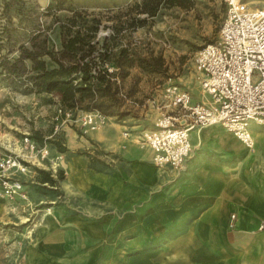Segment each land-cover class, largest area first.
<instances>
[{"label": "crops", "instance_id": "0c3cea01", "mask_svg": "<svg viewBox=\"0 0 264 264\" xmlns=\"http://www.w3.org/2000/svg\"><path fill=\"white\" fill-rule=\"evenodd\" d=\"M193 97L209 98L203 88L202 98ZM148 124L143 114L113 117L75 138L61 165L62 203L55 190L38 197L55 205L26 244V264H264V161L257 152L211 125L190 132L193 150L183 167L161 165L139 137ZM215 128L226 131L229 155L211 150ZM10 209L0 202L1 219H10Z\"/></svg>", "mask_w": 264, "mask_h": 264}, {"label": "rangeland", "instance_id": "374dc122", "mask_svg": "<svg viewBox=\"0 0 264 264\" xmlns=\"http://www.w3.org/2000/svg\"><path fill=\"white\" fill-rule=\"evenodd\" d=\"M244 1L253 6H264V0ZM132 2L74 0L72 8H86L102 18L97 39L103 42L104 37L112 32L111 24L116 22L114 16ZM49 3L50 0H25L23 14L19 15L18 10L13 8L14 17L10 22L4 15V0H0V62L3 56H18L20 45L31 46L29 38L33 35L35 22H40L38 27L49 35L54 43L50 45L60 48V21L54 14L47 13ZM226 12L227 0H194L190 8L163 6L156 15L148 18L145 25L125 31L122 43L136 53L152 58L159 56L161 69L148 71L139 65L130 68L123 81L125 92L122 95L126 99L124 114L109 115L107 120L114 117L123 121L143 114L149 120L145 128H154L161 111L154 106L152 98L170 81L188 87L195 97L202 98L201 77L196 69L195 56L205 44L218 39ZM72 13L73 9H60L58 18ZM35 18L36 21L33 20ZM6 26L12 29L9 37L3 33ZM27 63L30 64V61ZM25 82L26 79L19 75L0 73V157H11L16 161L3 171L16 192L11 194L0 188V202L9 203L11 208L9 220L0 217V264H26L29 251L26 244L33 241L39 220L51 215L55 205L50 199L40 201L38 197L55 190L57 202L62 203L63 197L57 187L64 154L80 134L87 135L98 129L82 123L87 111L66 108L57 94L30 91ZM251 127L253 132H262V136H259L257 145L248 149L256 151L264 161V127L255 123ZM224 132L215 128L210 136L214 147L211 150L223 156L229 155L224 147L227 140L221 138ZM43 149L46 150L45 156L41 154ZM236 150L240 151L238 155H247L241 147ZM50 177L55 181H48Z\"/></svg>", "mask_w": 264, "mask_h": 264}, {"label": "built area", "instance_id": "2783aa9c", "mask_svg": "<svg viewBox=\"0 0 264 264\" xmlns=\"http://www.w3.org/2000/svg\"><path fill=\"white\" fill-rule=\"evenodd\" d=\"M195 65L209 98L195 100L186 86L174 81L152 98L161 115L156 126L142 129L139 137L153 149L158 164L183 167L193 150L190 132L211 125H220L248 147L254 146L252 124L264 127V6L227 0L219 37L198 50ZM108 117L90 111L82 123L96 129ZM45 151L41 150L42 156ZM15 162L0 157V188L11 194L16 190L3 171ZM237 218L232 212L230 226Z\"/></svg>", "mask_w": 264, "mask_h": 264}, {"label": "trees", "instance_id": "16d2710c", "mask_svg": "<svg viewBox=\"0 0 264 264\" xmlns=\"http://www.w3.org/2000/svg\"><path fill=\"white\" fill-rule=\"evenodd\" d=\"M25 0H4V15L12 21V9L22 15ZM74 0H50L47 13L60 21V48L55 49L49 35L35 22L29 44L19 46L18 56H3L0 73L26 79L30 91L55 93L66 108L99 111L106 115L124 114L123 81L130 68L139 65L144 70L159 71L161 58L132 51L122 43L124 32L148 22L163 6L190 8L194 0H133L121 13L114 16L112 32L102 42L97 39L102 18L85 9H74ZM73 9L71 15L58 18L60 9ZM6 13V14H5ZM36 21V18L33 19ZM10 36L11 28L4 27ZM1 46V45H0ZM30 61V64L27 63ZM65 178L64 170L58 172ZM54 182L55 179H47ZM46 180V181H47Z\"/></svg>", "mask_w": 264, "mask_h": 264}, {"label": "bare ground", "instance_id": "6f19581e", "mask_svg": "<svg viewBox=\"0 0 264 264\" xmlns=\"http://www.w3.org/2000/svg\"><path fill=\"white\" fill-rule=\"evenodd\" d=\"M253 143H254V146H255V139H254V142Z\"/></svg>", "mask_w": 264, "mask_h": 264}]
</instances>
